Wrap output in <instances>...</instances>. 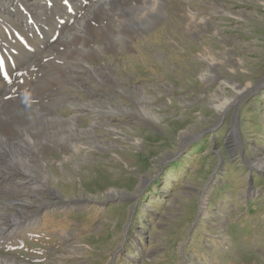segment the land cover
<instances>
[{
  "label": "rangeland",
  "instance_id": "1",
  "mask_svg": "<svg viewBox=\"0 0 264 264\" xmlns=\"http://www.w3.org/2000/svg\"><path fill=\"white\" fill-rule=\"evenodd\" d=\"M69 1L33 39L41 24L18 17L36 61L18 81L19 62L0 41L5 119L23 130L30 124L14 115L22 107L34 123L46 112L76 117L64 127L78 132H65L67 149L35 145L45 153L30 168L41 187L22 189L19 200L37 199L0 241L1 263L264 264V173L255 167L264 161V0H78L84 11ZM21 2L45 4L0 0V9L17 16ZM143 9L146 21L135 24ZM226 81L255 87L219 114L215 107L235 97ZM142 95L157 119L139 111ZM5 129L0 121V136H17ZM3 178L10 208L19 178Z\"/></svg>",
  "mask_w": 264,
  "mask_h": 264
},
{
  "label": "bare ground",
  "instance_id": "2",
  "mask_svg": "<svg viewBox=\"0 0 264 264\" xmlns=\"http://www.w3.org/2000/svg\"><path fill=\"white\" fill-rule=\"evenodd\" d=\"M24 1H26V0H24ZM77 1L78 0H70L69 1V2H72V4L70 5L71 10L73 11V10L77 9V10H83L84 11L85 6H87V5H85V4L78 5L76 3ZM158 1H161V0H158ZM51 2H52V5H51ZM44 3L45 4H44V6L42 8H38L37 6H33L31 8V7H29V5H30L29 3L26 4L25 2H21L20 4H22V7H21L22 9H21V11L19 13L20 15L18 14L17 16H15L13 14V13H16L15 10L13 8L9 7V6L5 5L2 9H0V15L3 16V17L0 16V21L2 20L0 22V25L4 28V29H0V35H1L0 41H1V43L3 45V48H4L3 54H5L6 56H9V57H12V58H16L17 61L19 62V63H17V68H16L17 72L15 71L16 74H14V76H15L14 79L17 78L16 75H18V73L19 74H20V72H25L26 73L36 63L35 56H31L30 54H28V53H33L35 51V47H32L29 43L27 45L26 41H24V44H23V41L21 40V34L23 36L25 35V24L20 23L18 21V17H20L22 15V16L25 17V19H26L25 21L26 22H27L28 19H30V21H33L31 19H34L39 24H41V25H38L37 23H33V26L37 25V28H36V30H37L36 32L37 33L35 35H33L32 37H30V35H29V38L33 39L36 35L39 34V31L41 29L46 28L49 24L52 23L51 20H52V18H54V17H52L53 15H55V16L57 15V17H60L61 15L66 14L68 12L67 11V7L65 5H62V0H60L59 2L57 0L56 1L55 0H45ZM63 4H65V3H63ZM16 6L18 7L19 3L16 4ZM155 10L156 9H154L153 12H155ZM143 11H144V9L141 11V13H139V14L142 15L141 17L140 16H138L137 18L134 17V23L135 24H137V23H141L142 24V23H144L146 21V15H143L144 14ZM127 12L128 13H133V14L136 13L135 9L134 10L128 9ZM9 13H11L12 15H10ZM122 13H124V12H122ZM129 20H130V18H129ZM16 21H18L20 24L18 22H16ZM12 29H13V33H15V39L13 38L14 39L13 40L14 44H9L10 43L9 42V36L12 33ZM3 30H5V33H7V35L2 32ZM24 37H26V36H24ZM27 38H28V36H27ZM34 41H36L38 43H41L39 40H37V38H35ZM58 44H59V42H58ZM60 44H61V41H60ZM110 44L114 45L115 41L113 39H111V41H109V42L107 41L104 46H110ZM116 45H117V43H116ZM50 47L51 46L49 45L48 48H50ZM81 47H84V45L82 44ZM1 48H2V46H1ZM48 48L45 51H47ZM30 49H31V51H29ZM24 51L27 53V55H22V52H24ZM213 63L214 62H212L210 64L211 67L213 66ZM21 64H23V65H21ZM37 73L38 72H36V70H34L32 73H27V75L31 74L32 78H34V76ZM34 80L35 79H33V81ZM113 81H111V82L114 83ZM223 84L228 86V87H230L235 92V97L232 98V99H225V103L215 107L216 111L219 114L223 113L224 107L227 106L230 102H232L233 100H238V98L240 99V97H243L244 95H248L250 92H252V89L255 87L254 84H252V85L249 84V85H247V86L242 88V87L239 86V84H234V83L227 82V81L223 82ZM262 85H264V81L262 82ZM50 86H51V83H50ZM41 88H43V87H41ZM20 93H22V92H20ZM24 96H26V95H24ZM15 97H16V95H15ZM33 97H31V98H33ZM17 100H19V99H17ZM20 100H22V98H20ZM0 101H2L1 98H0ZM136 102H137L138 106L140 107V108H138L139 111L142 110V112L145 115H148L150 119L157 117V115H155L153 113V111H151L147 107L146 102H148V101H147L146 96L142 95L141 97H139L137 99ZM17 103H18V101H17ZM18 105H19V103H18ZM21 105H22V103H21ZM24 105H26V104H24ZM7 106H9V105H7ZM51 107L53 109H55V108L58 107V105L55 104L54 106H51ZM14 109L16 111V114H14L15 118H17L16 120H20L19 121L20 123L21 122H25V125H28V124H30V125L24 126V128L22 130V129H20L19 125L14 124L15 121L13 122L12 120H9L8 118H7V120L5 119V117L3 116L4 109H2V113L3 114L0 112L2 114L0 121L3 123V126L6 128L5 130H15V132L17 134V136L14 137V138H9V137L4 138V137L0 136V153L2 154V155L0 154L1 155L0 156V178L4 179L3 177H5V176L7 177L9 174H10V177L11 176H16V177L19 178V182L20 183L19 182H15V181H12V182L15 183L14 186L21 187V189H19V190H16V189L14 190L15 193H13V196H12L14 201L9 202V205H8V207H10V208H7L5 206L7 204V202L5 200L9 196L10 192H6L4 190L3 191L1 190L2 192H0V206H2L4 208H7V210L10 209V211H11V213L7 214V215L0 213V241L1 240L2 241L5 240L6 237L9 238L10 235L16 230L17 226L22 222L21 220H23V218L25 216H28L30 213H32L31 212L32 210L29 211L28 209H26V207L32 206L33 202L37 199L36 196H34L35 193L34 194L30 193L31 194V198L30 199L27 198V199L19 200V198L23 196L24 192H31V191H36L37 192V187H41L40 184H39L40 182H37L35 179H33L34 177H33V172L32 171H33V169L37 168L36 167V163H37L36 156H37V154H38V157L42 158L45 155V153L44 152H41V153L37 152L36 153L35 148H34L35 145H37L38 147L43 145V146H41L42 148H44L46 146H49L54 151L55 150L57 151V149L59 150V148L62 149V148H65V147H69V146L71 147L72 146L73 142H72L70 136L65 133L66 131H68L70 133L71 132L78 133V132H76V129L70 127V126H75L74 124H76V121H77L76 117H74L73 119H70V120L66 119L64 121V120L59 119L58 116H55V117L50 116L49 117L48 112H46L44 115L41 114V115L37 116L38 122L34 123V120H36V119H34L32 117V115L29 113L30 111L22 110L23 109L22 107H21V109H20V107L19 108H14ZM35 111H37V110H35ZM46 111H49V110H46ZM77 117H79V116H77ZM65 122L70 123V126H65L64 127ZM33 124H35V125H33ZM37 125L40 126L43 131L45 130L44 128H47V127L48 128L53 127L54 131H51L50 133H47V131H44L46 133H44L42 131L38 132V131H36ZM64 129H66V130L64 131ZM21 135H23L22 141L19 140V139H21ZM228 136L231 137V139L234 142L235 141L237 142V131H231ZM50 138L55 141V143H53V145L50 142V140H51ZM228 140H230V139H228ZM65 149H67V148H65ZM262 159L264 160V158H262ZM255 167H256L257 170H259L260 172L264 173V161H258L255 164ZM30 168H31L32 171L30 170ZM1 183H3V180H0V184ZM32 184L34 185L33 187H31ZM22 189L24 190V192H22ZM1 261L3 262L4 260L0 259V264H7V263H1ZM10 264H12V263H10Z\"/></svg>",
  "mask_w": 264,
  "mask_h": 264
}]
</instances>
